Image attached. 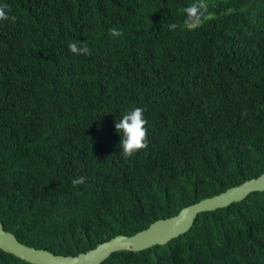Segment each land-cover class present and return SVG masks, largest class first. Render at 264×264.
<instances>
[{
	"label": "trees",
	"instance_id": "trees-1",
	"mask_svg": "<svg viewBox=\"0 0 264 264\" xmlns=\"http://www.w3.org/2000/svg\"><path fill=\"white\" fill-rule=\"evenodd\" d=\"M192 2L0 0V223L21 243L76 256L264 173V0H206L211 20L170 30ZM135 107L149 146L125 158ZM102 264H264V192Z\"/></svg>",
	"mask_w": 264,
	"mask_h": 264
},
{
	"label": "water",
	"instance_id": "water-1",
	"mask_svg": "<svg viewBox=\"0 0 264 264\" xmlns=\"http://www.w3.org/2000/svg\"><path fill=\"white\" fill-rule=\"evenodd\" d=\"M255 192H264V173L219 195L187 206L173 217L157 220L132 236L118 235L76 256L56 255L48 250L23 244L0 223V249L31 264H102L116 252H140L156 245H166L187 233L199 214L227 208Z\"/></svg>",
	"mask_w": 264,
	"mask_h": 264
},
{
	"label": "clouds",
	"instance_id": "clouds-1",
	"mask_svg": "<svg viewBox=\"0 0 264 264\" xmlns=\"http://www.w3.org/2000/svg\"><path fill=\"white\" fill-rule=\"evenodd\" d=\"M11 9L7 4L0 5V21H11L15 23L17 17L9 15ZM184 14L183 24H170V30L182 28V30H191L201 24L211 20L213 14L208 12L206 0H193L191 4L182 9ZM109 34L113 37L123 36V31L117 27H111ZM69 51L76 56L90 55L91 49L86 42L79 40L70 41L68 44ZM148 124L144 116V110L140 107H135L125 112L122 117L116 121L115 129L121 136L120 147L121 153L125 158H130L139 151L146 150L149 146L148 142ZM72 185L79 186L86 183V177H77L71 180Z\"/></svg>",
	"mask_w": 264,
	"mask_h": 264
}]
</instances>
